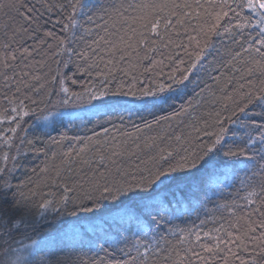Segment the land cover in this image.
<instances>
[{"label":"snow or ice","instance_id":"snow-or-ice-1","mask_svg":"<svg viewBox=\"0 0 264 264\" xmlns=\"http://www.w3.org/2000/svg\"><path fill=\"white\" fill-rule=\"evenodd\" d=\"M0 264H264V0H0Z\"/></svg>","mask_w":264,"mask_h":264},{"label":"trees","instance_id":"trees-1","mask_svg":"<svg viewBox=\"0 0 264 264\" xmlns=\"http://www.w3.org/2000/svg\"><path fill=\"white\" fill-rule=\"evenodd\" d=\"M101 255H103V253H101Z\"/></svg>","mask_w":264,"mask_h":264}]
</instances>
